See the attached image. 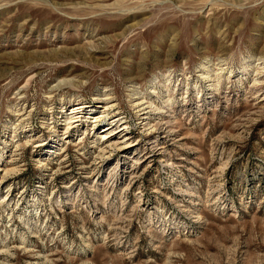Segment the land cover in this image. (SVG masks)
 I'll return each mask as SVG.
<instances>
[{"label": "rangeland", "instance_id": "obj_1", "mask_svg": "<svg viewBox=\"0 0 264 264\" xmlns=\"http://www.w3.org/2000/svg\"><path fill=\"white\" fill-rule=\"evenodd\" d=\"M0 264H264V0H0Z\"/></svg>", "mask_w": 264, "mask_h": 264}, {"label": "bare ground", "instance_id": "obj_2", "mask_svg": "<svg viewBox=\"0 0 264 264\" xmlns=\"http://www.w3.org/2000/svg\"><path fill=\"white\" fill-rule=\"evenodd\" d=\"M82 107H85V106H82V104H76V105L74 106V108H73L74 110L72 111V113H73V112L76 113L77 110H80V108H82ZM110 107H112V105L108 107V104H106V106H105V110H106V109H109ZM74 113H73V114H74ZM74 117H75V116H73V115L69 117V119H68V121H67V124H68V125H69L70 123L75 122V121L78 120V119H74ZM96 120H97V119H96ZM98 120H100V119H98ZM69 126H70V125H69ZM101 138H102V139H105V138L107 139V137H105L104 135H103ZM104 143H105V144H104ZM103 144H104V146H102V148H101L100 150L102 151V153H103V152L105 153V152H107L106 149L111 148V145H110V144H107V142H103ZM101 151H100V152H101Z\"/></svg>", "mask_w": 264, "mask_h": 264}]
</instances>
